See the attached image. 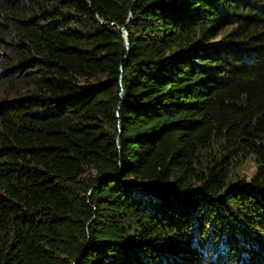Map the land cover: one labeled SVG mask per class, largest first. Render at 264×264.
Listing matches in <instances>:
<instances>
[{
  "label": "trees",
  "instance_id": "obj_1",
  "mask_svg": "<svg viewBox=\"0 0 264 264\" xmlns=\"http://www.w3.org/2000/svg\"><path fill=\"white\" fill-rule=\"evenodd\" d=\"M0 264H264V0H0Z\"/></svg>",
  "mask_w": 264,
  "mask_h": 264
},
{
  "label": "rangeland",
  "instance_id": "obj_2",
  "mask_svg": "<svg viewBox=\"0 0 264 264\" xmlns=\"http://www.w3.org/2000/svg\"><path fill=\"white\" fill-rule=\"evenodd\" d=\"M254 171V165L251 163H247L240 172V179L248 182L249 179L254 175Z\"/></svg>",
  "mask_w": 264,
  "mask_h": 264
},
{
  "label": "water",
  "instance_id": "obj_3",
  "mask_svg": "<svg viewBox=\"0 0 264 264\" xmlns=\"http://www.w3.org/2000/svg\"><path fill=\"white\" fill-rule=\"evenodd\" d=\"M133 3H134V0H133ZM126 24H127V23H126ZM120 32H121L122 37H123V39H124L125 47H127V42H126V40H127V36H126L125 31H124V28L120 29Z\"/></svg>",
  "mask_w": 264,
  "mask_h": 264
}]
</instances>
